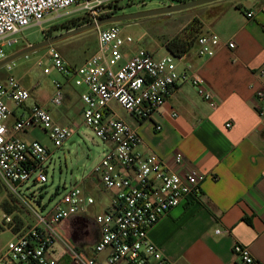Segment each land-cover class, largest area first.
<instances>
[{
    "label": "built area",
    "instance_id": "obj_1",
    "mask_svg": "<svg viewBox=\"0 0 264 264\" xmlns=\"http://www.w3.org/2000/svg\"><path fill=\"white\" fill-rule=\"evenodd\" d=\"M120 1L129 0H0V60L6 57L4 47L15 44L17 35L32 26L43 30L52 15L60 17L61 11L75 7L81 15L97 20L99 14ZM247 16L252 18L253 13ZM133 44L134 39L124 36L118 25L98 27L97 51L82 65L71 66L54 47L36 62L43 68L48 59L65 77V83L85 88L80 95L82 123L107 145L91 174L114 195L109 209L95 216L101 235L92 255L60 232L63 222L86 216L95 204L82 183L66 190L50 207L38 201L40 209L35 196L31 197L34 191L26 195L21 190L26 186L30 192V186L48 184L52 152L40 140L25 142L15 134L40 130L61 148L75 130L58 124L44 105L34 104L24 111L32 93L11 74L13 66L6 64V77L0 82V185L4 193V200L0 199V230H9L14 238L0 249V264H57L50 255L57 244L72 264H173L150 241L149 232L171 210L201 197L205 175L197 168L178 172L157 154H142L138 150L143 142L138 130L119 116L115 106L139 121H152L173 90L186 83L196 88L212 108L216 103L192 64L187 63L189 54L177 59L170 53L156 58L144 48L127 52ZM222 45L236 48L234 40L221 43L215 35H201L196 55L212 58ZM177 61L184 62L182 69ZM43 72L48 75L51 70L45 67ZM65 87L55 82L49 98L55 108L64 103ZM256 100V110L264 121V90L257 91ZM14 107L22 112L10 130L8 122L14 117ZM161 129L156 126L157 131ZM173 163L183 166L181 152L174 154ZM5 203L15 209L12 214L3 209ZM106 251V260H98ZM233 252L243 264L254 263L246 245L236 243Z\"/></svg>",
    "mask_w": 264,
    "mask_h": 264
},
{
    "label": "crops",
    "instance_id": "obj_2",
    "mask_svg": "<svg viewBox=\"0 0 264 264\" xmlns=\"http://www.w3.org/2000/svg\"><path fill=\"white\" fill-rule=\"evenodd\" d=\"M206 5L194 17L203 24L201 35L236 43L234 50L222 45L212 58L198 57L196 48L188 55L187 63L204 81L216 107L186 83L173 90L152 121L118 114L138 130L142 154L155 153L178 172L197 168L205 175L201 197L174 208L150 230L149 239L162 255L173 264H243L233 252L234 245L240 243L250 248L253 264H264V121L256 110V93L264 90V0H220ZM177 65L182 69L184 62ZM84 91V87H75L65 93L63 103L69 107L77 95L81 117L80 95ZM31 93L24 111L41 104L53 114L52 94ZM14 111L8 122L10 130L22 112L15 107ZM52 116L58 124V118L63 117L59 112ZM39 134L40 130H32L15 136L31 142L40 140ZM177 152L184 156L181 167L173 163ZM82 185L95 204L86 216L63 222L60 232L92 255L101 235L95 216L109 209L114 193L105 190L93 174L85 176ZM50 255L57 264H72L59 244ZM108 256L106 251L98 260L105 261Z\"/></svg>",
    "mask_w": 264,
    "mask_h": 264
},
{
    "label": "rangeland",
    "instance_id": "obj_3",
    "mask_svg": "<svg viewBox=\"0 0 264 264\" xmlns=\"http://www.w3.org/2000/svg\"><path fill=\"white\" fill-rule=\"evenodd\" d=\"M181 1L189 2L191 0L120 1L115 4L117 5L116 10L113 8L114 6L109 8L108 11L99 14L97 20L90 15H81V13L76 11L75 7H71L61 11L59 13L60 17H58V14L50 16L49 22L43 26V30L39 26H32L24 30L22 34L17 35L15 37L17 40L15 44L11 47H4L3 50L6 57L4 60H0V63L22 50L41 44L48 39L67 32V30H62L57 25L60 26L67 21L73 20L74 22L71 26H76L74 29H77L97 22L100 20L99 18L112 12H116V15L113 17L123 19L113 24L122 28L124 36L130 35L134 39V44L127 47L128 52H133L134 48H144L153 53L156 58H160L167 54L163 47L167 40L175 37L207 5L171 14L138 18H132V16L170 6H177ZM109 25L111 24H104L101 28L108 27ZM50 47L57 49L71 66H80L97 51L98 28L85 30L59 40L50 46L33 50L9 62V65L13 66L11 74L20 79L22 85L33 93H37L38 95L45 93L50 96L54 91L55 82H61L66 86L65 93L74 91V84L65 83V77L54 69L48 59L45 60L43 68L36 66L37 60L45 56ZM7 66L5 64L0 67V82L5 80ZM45 67L50 68V74H44ZM73 98V103L69 104V107L63 105L52 110L54 116L57 112L63 115V117L58 118L60 125L75 130L72 139L66 142L63 147L56 148L48 135L42 131L39 134L42 143L52 152V161L48 169V184L44 187L30 186V192L26 190V186L21 189L26 195H30L34 191V195H31V197L35 196V202L41 201L43 205H47L48 207L52 206L66 190H69L76 183L81 184L83 178L93 172L95 166L101 161L106 152L104 143L94 137L92 132L83 125L77 95ZM115 108L118 113L126 114L119 106H115ZM64 114L67 118L64 117ZM2 188L0 185V199L4 200ZM94 195L97 197L98 194L94 193ZM36 207L40 209L38 203ZM13 238L14 236L9 230H0V249H3Z\"/></svg>",
    "mask_w": 264,
    "mask_h": 264
},
{
    "label": "trees",
    "instance_id": "obj_4",
    "mask_svg": "<svg viewBox=\"0 0 264 264\" xmlns=\"http://www.w3.org/2000/svg\"><path fill=\"white\" fill-rule=\"evenodd\" d=\"M131 1L132 0H129L127 2H131ZM180 3H182V1ZM113 8L116 10L117 5H114ZM115 15H116V12L114 13L112 12L99 19L101 20L105 18H110ZM73 22H74L73 20H70L64 24H61L60 26L57 25V27H61L62 30H67L68 32L76 27V26H73V27L71 26L73 25ZM111 25H115V24H111ZM202 30H203V24L201 20L199 18H193L188 23V25L185 26L175 37L167 40V42L164 44L167 52L177 59L181 58L184 55L190 54V52L196 48L197 39L199 36H201ZM3 209L6 212L11 213V214L15 210L11 206H9V204L7 203L3 205ZM16 219H18L17 216H16Z\"/></svg>",
    "mask_w": 264,
    "mask_h": 264
},
{
    "label": "water",
    "instance_id": "obj_5",
    "mask_svg": "<svg viewBox=\"0 0 264 264\" xmlns=\"http://www.w3.org/2000/svg\"><path fill=\"white\" fill-rule=\"evenodd\" d=\"M217 1H220V0H193V1H190V2L181 3V4L177 5V6H170V7L164 8V9H160V10H155V11H149V12H145V13L136 14V15H133L132 18L146 17V16H152V15L171 14V13H174V12L184 11V10H187V9H190V8L202 6V5L213 3V2H217ZM122 20H123L122 18H118V17L105 18V19H101V20H99L97 22L91 23L89 25H86V26H83V27H79L77 29L65 32V33L60 34L58 36H55V37H53L51 39H48V40H46L45 42H43L41 44L32 46V47H30L28 49H25V50H22L21 52H18L16 55L8 58L7 60H5L3 62H1L0 63V67L5 65V64H7V63H9V62H11L12 60L16 59L17 57L25 55V54L33 51V50L39 49L41 47L50 46L51 44H53V43H55V42H57L59 40L65 39V38L70 37V36H73L75 34L83 32L85 30L98 28V27H101L104 24H113V23H116V22H119V21H122Z\"/></svg>",
    "mask_w": 264,
    "mask_h": 264
}]
</instances>
